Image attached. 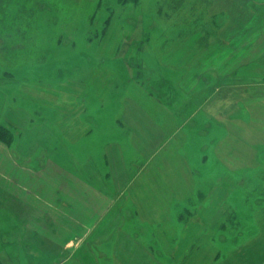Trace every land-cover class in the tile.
<instances>
[{
    "label": "rangeland",
    "instance_id": "374dc122",
    "mask_svg": "<svg viewBox=\"0 0 264 264\" xmlns=\"http://www.w3.org/2000/svg\"><path fill=\"white\" fill-rule=\"evenodd\" d=\"M0 128L10 206L18 167L56 195L62 143L137 183L112 239L68 249L0 207V264H264V4L0 0Z\"/></svg>",
    "mask_w": 264,
    "mask_h": 264
},
{
    "label": "crops",
    "instance_id": "0c3cea01",
    "mask_svg": "<svg viewBox=\"0 0 264 264\" xmlns=\"http://www.w3.org/2000/svg\"><path fill=\"white\" fill-rule=\"evenodd\" d=\"M255 2L264 4V0H255ZM28 132L35 133L32 130ZM23 142L26 143L25 147L29 145L28 150L32 151L33 144L29 141ZM21 147L24 148L22 151H20ZM25 147L20 143L16 148V151L19 150L20 158L25 155H22ZM15 155L14 166H17L15 161L17 156ZM108 156L110 173L106 175L98 173L91 160L87 161L86 168L83 166L82 169H79L76 166L78 161L73 155L70 156L69 148L65 143H62L61 163L55 157H48L46 164L44 162L40 164L42 171L50 165H55L61 170L51 177L52 180L59 183L55 188L56 195L52 191L48 192L49 186L41 181L45 180L48 175L22 173L25 168L18 167L19 172L13 175V186L11 189H7L8 192H12V201L9 200L12 203L11 206L3 200L6 199V180L4 179L5 175L1 176L0 174V207L5 212L13 211V217L22 224L21 228L28 230L46 229L49 223L46 219H51L55 224L53 227L70 236L68 239L64 237L61 241L60 245H63L64 249H68L70 245L74 244H94L112 239L115 236L113 233L117 229L115 228L117 218L109 217L118 203L116 197H125L126 192L137 183H134L133 178L127 179L123 172L124 162H121L117 157L115 149L109 151ZM38 179L40 180L38 185L34 183L26 185L27 181ZM8 198L10 199L9 196ZM8 205L12 207V210ZM91 234L93 236L89 238ZM44 239V243L51 244V242H47L46 238ZM45 254L44 256H46Z\"/></svg>",
    "mask_w": 264,
    "mask_h": 264
},
{
    "label": "trees",
    "instance_id": "16d2710c",
    "mask_svg": "<svg viewBox=\"0 0 264 264\" xmlns=\"http://www.w3.org/2000/svg\"><path fill=\"white\" fill-rule=\"evenodd\" d=\"M3 130H4L3 128H0V138L2 137L4 139L5 132Z\"/></svg>",
    "mask_w": 264,
    "mask_h": 264
}]
</instances>
